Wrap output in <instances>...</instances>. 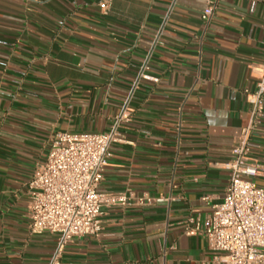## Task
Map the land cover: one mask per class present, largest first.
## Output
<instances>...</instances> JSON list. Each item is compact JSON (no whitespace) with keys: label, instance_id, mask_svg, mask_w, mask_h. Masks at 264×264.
<instances>
[{"label":"crops","instance_id":"1","mask_svg":"<svg viewBox=\"0 0 264 264\" xmlns=\"http://www.w3.org/2000/svg\"><path fill=\"white\" fill-rule=\"evenodd\" d=\"M263 60L264 0H0V264L56 253L57 236L31 234L28 195L53 137L117 122L124 142L99 189L128 205L105 209L100 236L68 245L61 264H218L184 223L224 198ZM146 64L158 83L129 102ZM250 146L264 165V118Z\"/></svg>","mask_w":264,"mask_h":264},{"label":"built area","instance_id":"2","mask_svg":"<svg viewBox=\"0 0 264 264\" xmlns=\"http://www.w3.org/2000/svg\"><path fill=\"white\" fill-rule=\"evenodd\" d=\"M99 7L106 13L109 2H102ZM215 10L216 2L209 1L203 19H211ZM164 29L165 26L157 35L153 49L162 46ZM251 71L257 74L258 84L256 92H246L251 107L250 124L243 130L226 166L229 184L224 198L206 218H190L184 223L185 235L203 237L208 249L219 255L218 264H264V188L254 181L264 177V165L253 159L250 146L251 136L264 118V60L251 66ZM148 72L146 64L129 102L140 82L158 83ZM123 142L120 122L107 133H59L53 137L45 164L28 184L31 234L58 237L51 264H61L67 246L75 240L100 236L105 209L128 205L126 196L108 195L99 189L112 147Z\"/></svg>","mask_w":264,"mask_h":264}]
</instances>
